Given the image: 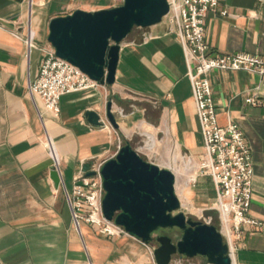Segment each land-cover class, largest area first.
I'll list each match as a JSON object with an SVG mask.
<instances>
[{
    "label": "crops",
    "instance_id": "0c3cea01",
    "mask_svg": "<svg viewBox=\"0 0 264 264\" xmlns=\"http://www.w3.org/2000/svg\"><path fill=\"white\" fill-rule=\"evenodd\" d=\"M93 2L0 0V264H155L147 246L127 234L107 235L82 221L74 229L65 201L81 164L91 161L95 167L121 144L103 118L112 94L117 95L111 110L122 137L142 120L164 130L186 158L198 160L202 152L182 50L174 27L164 20L140 32L138 40L120 42L110 86L61 95L56 115L39 100L33 104L27 85L38 74L40 48L49 45L48 20L74 9L101 8ZM28 32L29 49L23 41ZM203 37L211 55L264 57V0H218L214 11L205 13ZM207 79L217 123H234L249 147L247 214L260 223L241 227L231 264H264V107L244 102L258 76L213 70ZM87 110L103 124L88 123ZM46 135L58 157L57 184L50 177Z\"/></svg>",
    "mask_w": 264,
    "mask_h": 264
},
{
    "label": "built area",
    "instance_id": "2783aa9c",
    "mask_svg": "<svg viewBox=\"0 0 264 264\" xmlns=\"http://www.w3.org/2000/svg\"><path fill=\"white\" fill-rule=\"evenodd\" d=\"M121 1V0H120ZM168 11L162 17L175 29L185 64V75L189 82L195 118L202 141V152L198 156L196 169L207 174L214 186V206L219 214L221 226L217 229L232 258L234 241L242 226L257 227L259 221L247 212L251 194V159L249 147L238 127L231 122L221 126L217 123L215 104L207 74L210 71H247L258 76L257 82L244 97L250 106L264 107V57L244 52L211 55L203 37V18L206 12L216 9L218 0H166ZM220 15L225 11L221 10ZM29 49L33 46L29 32L23 38ZM37 76L28 83L27 91L35 105L39 100L49 113L59 112L61 95L85 91L98 84L68 61L55 55L48 45L40 48ZM43 145L52 160V170H58V157L51 139L46 135ZM99 165V164H98ZM97 166L92 167L97 171ZM70 191L64 192L74 229L85 222L107 235L126 234L112 221L106 220L100 207L103 194L99 175L83 177L78 172L72 178ZM152 249L150 250L151 258ZM168 264H208L205 258L196 261L193 257L173 254Z\"/></svg>",
    "mask_w": 264,
    "mask_h": 264
},
{
    "label": "water",
    "instance_id": "95a60500",
    "mask_svg": "<svg viewBox=\"0 0 264 264\" xmlns=\"http://www.w3.org/2000/svg\"><path fill=\"white\" fill-rule=\"evenodd\" d=\"M166 0H121L117 5L91 11L74 9L68 14L51 17L46 26V41L56 56L68 61L98 85L114 82L120 42L135 27L155 25L167 13ZM112 94L105 102L103 118L114 130L118 125L111 110ZM88 123L103 124L99 115L84 112ZM83 177L99 175L103 194L101 213L106 220L120 227L127 235L147 245L154 241L155 264H168L173 254L196 255L208 264H231L226 244L217 228L194 220L179 211L174 192V175L164 167L143 159L129 141L92 169V162L80 166ZM54 184L58 178L50 172ZM179 230L177 240L165 234L152 236L157 229Z\"/></svg>",
    "mask_w": 264,
    "mask_h": 264
},
{
    "label": "rangeland",
    "instance_id": "374dc122",
    "mask_svg": "<svg viewBox=\"0 0 264 264\" xmlns=\"http://www.w3.org/2000/svg\"><path fill=\"white\" fill-rule=\"evenodd\" d=\"M120 2V0H94L93 6L109 8ZM150 27L151 26L145 28L135 27L122 41H136L138 40L140 32L147 31ZM133 127L131 133L125 137H122V135L115 130L121 143L123 140L129 141L132 148L143 159L159 167L167 168L173 173L174 192L180 204L179 211L183 212L185 216H189L203 223L211 224L219 229L221 222L218 211L213 204L215 194L212 181L207 174H200V170L196 169L199 165V161L187 159L181 149L176 147L174 143H171L164 130L151 127L142 120L135 121ZM192 164H195V167H192ZM160 234H165L169 236L172 241H175L178 239L180 232L175 228L157 229L152 233V236ZM155 245L156 243L154 241L147 244V251H150ZM193 258L196 261H202L204 257L196 255Z\"/></svg>",
    "mask_w": 264,
    "mask_h": 264
},
{
    "label": "bare ground",
    "instance_id": "6f19581e",
    "mask_svg": "<svg viewBox=\"0 0 264 264\" xmlns=\"http://www.w3.org/2000/svg\"><path fill=\"white\" fill-rule=\"evenodd\" d=\"M152 141H153V140H152ZM151 144H152V143H151ZM150 146H151V145H150ZM187 159H190V158L188 157ZM190 164H191V163H190ZM192 167H195V164H194V165L192 164Z\"/></svg>",
    "mask_w": 264,
    "mask_h": 264
}]
</instances>
